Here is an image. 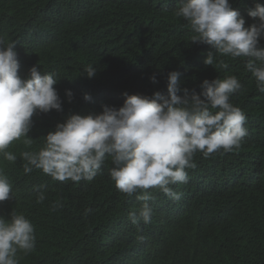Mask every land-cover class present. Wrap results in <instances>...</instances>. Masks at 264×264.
Segmentation results:
<instances>
[{
  "label": "clouds",
  "instance_id": "obj_1",
  "mask_svg": "<svg viewBox=\"0 0 264 264\" xmlns=\"http://www.w3.org/2000/svg\"><path fill=\"white\" fill-rule=\"evenodd\" d=\"M50 1L60 7L20 22L21 38L33 40L37 51L25 54L15 41H0V264H21L38 241V264H195L200 249L188 240L199 239L210 212L199 182L224 163L225 153L245 147L259 158L255 147L264 137L251 135L246 122L260 120L264 111L258 98L247 113L234 105L242 88L235 75L205 79L191 95L181 78L196 79L201 66L213 67L214 53L244 58L264 93V4L247 10L254 21L248 24L229 0H181L174 15L186 21L195 33L191 42L205 44L203 49L158 61L135 42L126 46L127 56L118 55L117 71L96 75L95 63L110 47L67 42L62 53L48 48L72 34L79 19L93 30L107 0ZM113 27L105 22L103 33ZM163 36L172 38L167 29ZM220 66L228 65L221 60ZM98 78L105 82L102 91L83 96L94 98L98 109L69 113L44 130L41 121L62 112L67 99L71 103L81 80ZM42 134L34 149L30 136ZM16 145L26 150L21 160L9 150ZM43 177L57 186L66 180L77 188L86 184L93 193L81 194L98 201L85 213H98V220L83 216L68 193L63 204L55 190L46 198L38 187ZM13 178L22 179L16 188ZM22 197L48 199L57 215L53 227L35 231L25 208L1 215Z\"/></svg>",
  "mask_w": 264,
  "mask_h": 264
},
{
  "label": "trees",
  "instance_id": "obj_2",
  "mask_svg": "<svg viewBox=\"0 0 264 264\" xmlns=\"http://www.w3.org/2000/svg\"><path fill=\"white\" fill-rule=\"evenodd\" d=\"M229 2L234 9L239 10L248 24L254 21L247 15V10L253 8L257 2L264 4V0ZM180 6L181 0H107L99 5L101 8L99 11L103 15L101 18L97 17L93 30L86 26L87 19H79L72 27V34L68 33L63 40L50 46L48 51L62 53L70 48L67 42L108 46L110 49L105 57L95 63L96 75L106 74L114 69L117 71L118 63L115 61L118 55L127 56L129 49L126 46L135 42L136 47L142 45L143 50L155 60L159 61L160 56L166 55L182 60L187 54L203 49L205 44L191 42V37L195 33L185 26L186 21L174 15V10ZM59 7L58 3L50 0H0V21L5 22V26L0 28V41L5 44L15 41L17 51L25 54L34 53L37 51V45L31 39L21 38L23 29L20 22L24 17L35 19L39 14L47 12L48 8ZM105 22L114 27L103 33ZM115 29H118L117 37L110 35ZM165 29L172 37L169 40H165L163 36ZM261 43L264 44V40ZM214 55L216 56L214 66H201L195 73L196 79L189 76L181 78L182 88H187L188 94L191 95L205 79L213 80L217 76L223 78L235 75L241 81L242 88L234 105L247 113L258 98L261 103L259 107L264 111V93L257 89L255 79L246 70L244 58L233 59L216 53ZM221 60L228 65L227 68L220 66ZM122 62L123 59H120L119 63ZM104 85L105 82L101 78L81 80L79 93L72 98L71 103L67 99L62 104V112L53 111L47 119L41 121L44 130L63 122L69 113H86L98 109L94 98L85 101L83 96L88 93L93 97L102 91ZM246 125L251 135L258 132L264 137V117L257 121L249 118ZM43 135L30 136L34 149L40 147ZM9 150L17 155V160H21L20 153L26 151L20 145L10 146ZM255 150L260 159L251 156L245 147L239 152L235 150L225 153L224 163H220L218 169L212 167L213 173L203 177L199 182L202 200L209 204L207 208L210 212L206 222L198 228L201 229L199 239L188 240L196 242L200 249L195 264H198V261L199 264H264V139L257 144ZM9 181L12 188H16L22 179L13 178ZM79 186L81 187H75L74 182L70 180L61 182L58 186L51 184L45 177L38 181V187L43 189L46 198L48 195L45 192L52 193L55 190L58 192L57 199H62L63 204L65 193H68L75 198V205L81 206V214L87 216L85 213L87 206H97L98 199H88L86 195L81 194L82 190L85 189L90 194L93 191L83 187L87 186L86 184L80 183ZM23 208L24 215L35 225V231L53 227L50 223L57 215L51 211L48 199L43 203H37L34 197H22L15 202H9L1 210V215L7 216L13 210L21 212ZM87 218L98 220V213L90 214ZM38 254L39 241L37 250L29 254L21 264H38Z\"/></svg>",
  "mask_w": 264,
  "mask_h": 264
}]
</instances>
